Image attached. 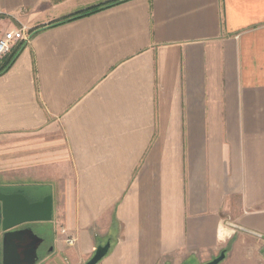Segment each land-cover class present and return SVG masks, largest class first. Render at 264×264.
Listing matches in <instances>:
<instances>
[{
  "label": "crops",
  "instance_id": "1",
  "mask_svg": "<svg viewBox=\"0 0 264 264\" xmlns=\"http://www.w3.org/2000/svg\"><path fill=\"white\" fill-rule=\"evenodd\" d=\"M112 1L0 0V34L26 36L2 160L52 196L48 226L15 229L50 235L40 264L107 241L97 264H264V0Z\"/></svg>",
  "mask_w": 264,
  "mask_h": 264
},
{
  "label": "water",
  "instance_id": "2",
  "mask_svg": "<svg viewBox=\"0 0 264 264\" xmlns=\"http://www.w3.org/2000/svg\"><path fill=\"white\" fill-rule=\"evenodd\" d=\"M52 218V196L44 195L31 199L22 190L2 192L0 190V264H34L37 257L38 239L28 230L15 229L20 224L31 221H50ZM31 240L26 250L20 254L18 241ZM109 241L96 246L92 256L83 264H97L108 252ZM224 258V251L212 260L202 264H218Z\"/></svg>",
  "mask_w": 264,
  "mask_h": 264
},
{
  "label": "rangeland",
  "instance_id": "3",
  "mask_svg": "<svg viewBox=\"0 0 264 264\" xmlns=\"http://www.w3.org/2000/svg\"><path fill=\"white\" fill-rule=\"evenodd\" d=\"M6 58L5 57H0V67L3 64L4 60ZM3 143H2V139H0V190L3 192H12L15 191L19 188H24V189H45L46 186H40V185H36V184H25L24 182H27L25 180H30V182H33L35 180H37V178L34 177H25V176H19V171L17 169L12 170L10 167V169H6V163L3 162L2 160V148H3ZM39 222L40 221H31V222H26L24 223L27 227L31 228V230L38 232L39 231ZM48 221H45L43 224H45V226H48ZM47 224V225H46ZM11 230H15L14 228ZM50 234V233H49ZM3 232L0 233V241L2 238ZM51 248L50 245V235L49 237L47 236V238L38 246L37 249V257L36 260L34 262V264H40L41 260L43 259V255L49 252V249ZM90 258V257H89ZM88 258V259H89ZM87 259V260H88ZM85 260V261H87ZM84 261V262H85ZM84 262H82L81 264H83Z\"/></svg>",
  "mask_w": 264,
  "mask_h": 264
},
{
  "label": "built area",
  "instance_id": "4",
  "mask_svg": "<svg viewBox=\"0 0 264 264\" xmlns=\"http://www.w3.org/2000/svg\"><path fill=\"white\" fill-rule=\"evenodd\" d=\"M24 40H26L24 28L4 31L2 34H0V57L7 56L17 43ZM224 225L232 229H242V227L234 224L231 221H226ZM61 233L65 234L64 242L67 245L75 244L76 238L73 235L67 234L65 229H61ZM259 237L261 238L262 243L264 245V237H261V235H259Z\"/></svg>",
  "mask_w": 264,
  "mask_h": 264
},
{
  "label": "trees",
  "instance_id": "5",
  "mask_svg": "<svg viewBox=\"0 0 264 264\" xmlns=\"http://www.w3.org/2000/svg\"><path fill=\"white\" fill-rule=\"evenodd\" d=\"M120 1H122V0H113L110 4L117 3V2H120ZM110 4H108V5H110ZM99 9H101V6H93V7H90V8H87L85 10L77 12V13L73 14L72 16H70L69 18H67V19H65L63 21L88 15V14H90L92 12L98 11ZM22 45H23V42L17 44V46L13 47L11 52L7 56H5L6 59L4 60L3 64L0 67V73L5 71L10 66V64L12 63L15 55L19 52V50L21 49Z\"/></svg>",
  "mask_w": 264,
  "mask_h": 264
},
{
  "label": "flooded vegetation",
  "instance_id": "6",
  "mask_svg": "<svg viewBox=\"0 0 264 264\" xmlns=\"http://www.w3.org/2000/svg\"><path fill=\"white\" fill-rule=\"evenodd\" d=\"M3 192H6V191L3 190ZM31 199H32V198H31ZM23 225H24V223L18 225V226L15 227V228H18V227L23 226ZM15 228H14V229H15ZM0 233H1V232H0ZM30 242H31L30 239H25V240H23V241H18V245H19L18 250H19L20 254H22V253L26 250V245H27L28 243H30Z\"/></svg>",
  "mask_w": 264,
  "mask_h": 264
}]
</instances>
